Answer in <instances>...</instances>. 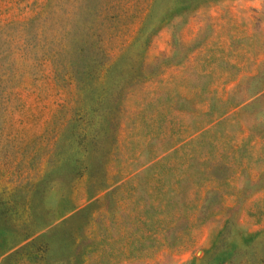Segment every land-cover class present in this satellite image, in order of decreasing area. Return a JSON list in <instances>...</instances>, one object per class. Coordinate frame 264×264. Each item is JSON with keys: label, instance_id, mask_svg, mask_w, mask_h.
<instances>
[{"label": "rangeland", "instance_id": "1", "mask_svg": "<svg viewBox=\"0 0 264 264\" xmlns=\"http://www.w3.org/2000/svg\"><path fill=\"white\" fill-rule=\"evenodd\" d=\"M108 64L95 104L75 82ZM130 74L151 92L115 108ZM90 105L76 147L63 125ZM220 151L232 168H197ZM0 264H264V0H0Z\"/></svg>", "mask_w": 264, "mask_h": 264}, {"label": "trees", "instance_id": "2", "mask_svg": "<svg viewBox=\"0 0 264 264\" xmlns=\"http://www.w3.org/2000/svg\"><path fill=\"white\" fill-rule=\"evenodd\" d=\"M113 63V62H112ZM111 69V64H108L106 65L105 68L102 69V71L99 72V74L97 75V77L95 78L96 82L95 84L93 83H88V82H85V83H78L77 81L75 82V85L77 87H80L81 89H83L84 91L87 90V91H90V90H94L96 91V94H95V98H94V102L95 104H99L102 102L105 101V97H106V81H107V76H106V72L109 70L110 71ZM162 76L160 74H158L156 76V78L154 79V81H158ZM76 80V79H75ZM151 79L149 77H144V75H134V74H130V75H119V77L116 79V82L114 83H117V84H120L121 85V98H119V103L116 101V105H115V108H121V106H123L121 103H123V96L124 94L126 95V98H131L133 97L134 99H139V100H145L151 90L149 88L148 85H150V81ZM97 87L95 89V87ZM237 87V86H236ZM228 97V95L224 96L222 98V101L226 100ZM241 101H242V98L238 99L237 101L235 102H232V103H229L227 104L221 114L223 115L222 116V119L224 120H231V119H239V111L240 109H242V105H241ZM124 104V103H123ZM96 106V105H95ZM134 109H137L136 107H134ZM134 109H131L130 110V115L128 116V120H130L131 123H134V121L137 120V117L138 116H135L136 114V110ZM94 111V105H90V107H86V109H81L80 110V114H71L67 117L66 121L64 122V126L67 125V123H69L70 121H77L75 127H74V131H73V136H72V140L71 142L75 143L76 147H79L80 145H83L87 142V131H89L90 127L91 126H88L90 121L92 120L90 118V114H92ZM143 116H146L145 114H143ZM78 117H79V120H78ZM83 118L85 119V128H83V126L79 127V124H78V121H81L83 120ZM139 120V119H138ZM81 123V122H80ZM208 123V122H206ZM131 125V124H130ZM62 125L60 126V128L58 129L57 131V136L60 135V131L62 130ZM205 130H202L200 132V134H197L195 136H198V135H201ZM241 135V133H239V136ZM85 146V145H84ZM238 148H240V145L237 142H235L232 147H231V150H238ZM177 148H174L173 151H175ZM74 150H77V149H74ZM227 151H220V158H218V161L214 164H208L207 163V160H206V157L205 156L203 159H198L197 158V165L199 164V166L197 167L200 171H203V170H207V172H209L210 169H214V166H219L220 168L222 167L223 170L224 169H227V167L230 169L232 168V161H229V160H225L223 159L224 157H226L225 153ZM227 154V153H226ZM164 158L162 159H166V158H169V153H166L163 155ZM195 159V155H193L192 157H189V164H191V162ZM221 159V160H220ZM200 164L202 166H200ZM241 165H237V168H239ZM244 168H242L241 171H243ZM195 174H197V172H194ZM225 172L223 171V174L221 176H217V175H214L211 173V178L215 181H223V182H229L231 181V178L233 177V174H232V171L229 172L228 174H224ZM194 188V185H193V182L192 180H187V179H183V176L180 177H177L174 181H173V184L170 185L169 187V193H167V191H164V196L168 197V196H171L172 197H175V196H178L179 195V191H183V195H184V199L181 198L180 200V204L183 206L182 208H178V209H175V211L177 212V214H180V217L182 218V220L186 223L184 225V228H187V226H190L192 225V221L195 220L194 217H193V214L195 212V206L200 204V202L198 203V201L196 199H194V201L190 198H187L186 194H193L195 196V193H191L189 192V190L193 189ZM211 187H206L204 190L206 191V194L207 192H211V191H214L216 193V188L215 189H210ZM100 192V190L98 191V193ZM106 193L102 194V195H97L93 200H96L98 198H100L101 196L105 195ZM206 194H204V198L206 196ZM145 202V201H144ZM148 201H146L145 203H148ZM189 206V207H188ZM190 208H194V209H190ZM175 211H171L172 215H175L176 212ZM175 212V214H174ZM35 237H32L31 239L29 240H25L24 243L20 246L21 248L25 249V248H31L33 245H34V242H35ZM181 242L184 244V243H187L188 242V239L187 238H184L182 237L181 239Z\"/></svg>", "mask_w": 264, "mask_h": 264}]
</instances>
